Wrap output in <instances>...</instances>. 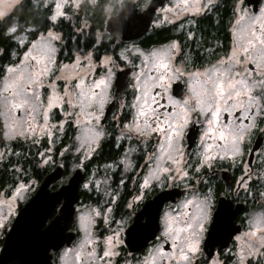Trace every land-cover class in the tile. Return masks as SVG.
Segmentation results:
<instances>
[{
	"label": "snow or ice",
	"instance_id": "snow-or-ice-1",
	"mask_svg": "<svg viewBox=\"0 0 264 264\" xmlns=\"http://www.w3.org/2000/svg\"><path fill=\"white\" fill-rule=\"evenodd\" d=\"M32 2L37 7L47 8L49 15L43 22L46 31L25 44L23 34L35 35L38 29L25 27L15 19L21 0H0L2 35L22 50L19 54L0 47V55L11 57L8 64L0 66V134L6 140H31L33 144L40 143L39 137L43 135L51 144L54 130L59 134L64 132L65 124L74 125L76 136L72 150L81 153L78 158L83 160L97 150L106 135L100 120L109 103L113 77L111 67L95 78L91 73L97 66L102 70L108 65L114 66L115 61L111 55H106L99 58L98 65L94 64L93 53L89 52L83 60L77 56L71 65L61 64L54 71L56 47L53 42L61 40V36L53 29L59 20L69 19L65 6L75 10L79 0H51L50 7L49 0ZM214 3L215 0H202L195 10H210ZM180 7L189 10L188 0H181ZM232 34L233 47L226 55L195 70L187 65V57L174 63L179 51L176 41L147 54L136 49L143 59L142 68L136 66L141 70L133 73L134 97L131 103L120 105L128 110L126 117L130 116L123 124L121 137L130 139L134 134L139 143L145 145L143 158L147 166L139 183L140 194L133 197L134 201H139L144 190L153 186L174 179L187 183L192 178L190 171L199 173L202 167L210 168L216 159L234 160L241 154L245 138L259 124H264V6L259 12H251L244 6V0H236ZM192 35L188 33L189 37ZM24 47L27 50H23ZM119 58L127 59L123 51ZM57 80L63 81L62 87ZM173 81L177 83L174 85ZM181 81L186 94L178 98L171 90L178 89ZM112 102L115 103L114 97ZM57 112L63 118H56ZM190 123H199L202 131L196 149L187 152L184 136ZM149 144L151 152L147 149ZM51 151V147L45 149V152ZM45 152L39 153L42 164L51 159ZM3 156L0 152V158ZM121 163L126 168L130 164L126 157ZM16 171L21 169L16 168ZM253 175L246 173L241 187L248 185ZM31 183H21L12 191L8 197V216L0 212V228L14 215L11 202L21 199ZM211 202V191L203 195L193 191L192 198L179 206L182 211L175 216L165 212L162 236L170 242L171 250L165 251L158 242L139 264H193L209 219ZM190 207L194 209L191 214L187 211ZM110 210L111 204L79 215L81 239L65 250L62 260L71 255L72 264H113L119 255L117 246L123 243L119 238L122 227L102 239L93 234L95 218L101 217L107 224ZM125 222L116 221V224L122 226ZM250 224L251 231L243 234L248 240L238 246L234 264H264V213L253 214Z\"/></svg>",
	"mask_w": 264,
	"mask_h": 264
},
{
	"label": "flooded vegetation",
	"instance_id": "flooded-vegetation-1",
	"mask_svg": "<svg viewBox=\"0 0 264 264\" xmlns=\"http://www.w3.org/2000/svg\"><path fill=\"white\" fill-rule=\"evenodd\" d=\"M129 1L135 3L138 11L142 12L151 0L146 4L138 0H125L122 5L114 8L112 12H116L110 16L117 15ZM171 2L172 0L166 1L156 10L149 31L140 39L123 42L120 35H111L107 32L108 36L114 42L118 40L119 44L120 42L135 43L143 50L160 49L171 41H176L179 51L175 54L174 63H180L187 57L186 63L192 70L201 65L207 66L208 63L214 62L217 57L224 56L231 50L236 0H215L210 10H203L198 15H187L193 23L186 29L183 27L185 19L181 21L162 19L158 25L156 24L157 17L163 11L168 12V18L176 16L166 11ZM263 5L264 0H261L255 11L253 6H248L244 1V6L251 12H259ZM85 27L89 28L83 22L81 29ZM79 32L81 33V30ZM189 32L193 34L192 37L188 36ZM89 52L94 54L93 50L87 53ZM94 58L99 61L101 57ZM128 67L132 68L128 77L130 88L117 96L114 109L105 118L107 108L112 103V98H115V89L110 90L109 103H106L100 120L106 135L101 138L99 147L92 155L82 160L78 158L81 153L68 152L76 136L74 125L65 124L64 132L60 133V141L55 148L51 147L48 140H45L42 148L37 150L35 144L31 142L13 141L14 156L10 161L0 162V212L4 209L8 216V208L5 210V207L9 206L8 197L12 195V191L21 183L28 184L29 181L32 183L26 195L22 199L15 200L14 206L12 205L14 215L9 216L4 228H0V256L19 211L36 196L45 177L54 172L58 163H62L61 176L47 185L45 190L47 200L51 201L54 197L59 201L47 215L42 230L55 235H65L64 243L58 249L49 251L50 264H72L71 255L65 256L63 260L61 257L66 249L72 248L81 239L79 215L92 208H107L109 204L111 210L108 212V223L105 224L101 217H96L93 234L102 239L110 235L113 230L122 227L119 238L123 243L117 246L116 251L119 255L114 258L113 264H139L158 242L165 251H170V242H166L162 236L164 213L169 212L175 216L182 211L179 206L183 201L192 198L193 191L201 195L211 191L212 194L209 219L204 225L205 230L193 264L197 261L198 264H215L216 261L220 264H234L238 246H243L248 240L243 234L251 231V217L253 214L264 213V196L260 195L264 193V131H262L264 124H259L252 134L245 138L241 154L234 160L216 159L210 168L202 167L199 173L190 171L192 178L187 183L174 179L170 183L153 186L144 190L139 201H134L133 197L140 194L139 183L146 171L147 162L143 158L145 145L140 144L134 134L130 139L121 137L123 124L130 119V116L126 117L128 110L121 108L120 105L131 103L133 100L132 77L137 70L135 65ZM176 83L173 81L174 85ZM180 83L183 85L182 81ZM171 91L181 98L186 94V87L183 85L181 91L177 88ZM193 119L195 120V117ZM201 131L202 126L199 123H190L185 129L184 143L187 152L196 149L200 143ZM118 137L120 139H117ZM5 144L4 138L0 147H5ZM49 147L53 148L52 152H47L45 155L50 156L51 159L42 164L38 151L44 149L45 152ZM147 149L151 152L150 144ZM125 157L130 162L127 168L121 163L122 158ZM109 165L111 167H108ZM16 168L21 171L17 172ZM78 171H82L83 175L77 190L61 193ZM249 172L254 173L252 180L248 185L241 187V180ZM96 181H99V184ZM85 184L89 187L85 188ZM71 201L74 209L73 219L67 226V219L62 216V208L68 206ZM187 211L191 214L194 209L190 207ZM216 215L217 219L219 216L217 221ZM121 220L126 222L122 226L117 225L116 221ZM238 236L240 240L236 239Z\"/></svg>",
	"mask_w": 264,
	"mask_h": 264
},
{
	"label": "water",
	"instance_id": "water-1",
	"mask_svg": "<svg viewBox=\"0 0 264 264\" xmlns=\"http://www.w3.org/2000/svg\"><path fill=\"white\" fill-rule=\"evenodd\" d=\"M169 0H151L147 8L139 12L135 3L129 1L117 14L110 16L105 25V30L111 35H120L123 42L140 39L150 29L156 10ZM248 6H253L256 11L261 0H244ZM131 67L118 70L114 80L115 100L130 88L128 77ZM183 85L178 90L181 91ZM115 103H111L106 111L105 118L114 109ZM2 129V124H0ZM4 137L0 134V144ZM62 163H58L54 172L47 175L38 190L36 196L28 201L19 211L5 241V247L0 256V264H50L51 249H58L63 243L65 235H55L42 230L45 219L59 201L54 197L50 201L45 197L47 185L61 176ZM82 171H78L72 177L69 185L61 190L76 191L82 178ZM60 193V194H61ZM62 208L63 217L67 219V226L73 219V202ZM215 220L217 219V215Z\"/></svg>",
	"mask_w": 264,
	"mask_h": 264
},
{
	"label": "trees",
	"instance_id": "trees-1",
	"mask_svg": "<svg viewBox=\"0 0 264 264\" xmlns=\"http://www.w3.org/2000/svg\"><path fill=\"white\" fill-rule=\"evenodd\" d=\"M109 3V0H96L94 3L85 0L77 10L67 8L69 19L59 20L57 26L53 29L61 36L58 56L60 63L71 62L76 54L87 53L89 50L96 53V58L104 55H116L118 47L122 46L123 43L120 42L119 44L118 40L114 42L104 39L105 36H108L105 30L108 16L116 12H107ZM47 15H49L48 9L37 7L32 0H21V7L14 13L19 24L38 29L35 35L29 33L31 39L37 38L42 32L46 31L43 22ZM83 22L89 28L81 29ZM3 28L4 23L0 22V47L8 50H18V53L21 54V46L3 37ZM79 30H81V33ZM98 34H102L103 38L97 37ZM23 50H26V47ZM10 61L11 57L9 55H0V66L8 64Z\"/></svg>",
	"mask_w": 264,
	"mask_h": 264
},
{
	"label": "rangeland",
	"instance_id": "rangeland-1",
	"mask_svg": "<svg viewBox=\"0 0 264 264\" xmlns=\"http://www.w3.org/2000/svg\"><path fill=\"white\" fill-rule=\"evenodd\" d=\"M84 1H85V0H79V7H80V5H81ZM88 1H90L91 3H94L96 0H88ZM124 1H125V0H109L110 3H109V5H108V7H107V12H108V13H109V12H112V11L114 10V8H117L118 6L122 5ZM138 1L142 2V4L145 2L144 4H146L149 0H138ZM201 2H202V0H188V8H189V10L186 11L184 8L180 7L181 0H172V2L167 6L166 11H168L169 9H171V11H169V13H171V14H175L176 16H174V17H172V18H168V17H167V13H168V12H167V13H164V11H163V12L160 13L159 16L157 17V21H156L157 23H156V24L158 25L159 21L162 20V19H173L174 21H181L182 19H185L186 21H183V22H184V23H183V25H184L183 27H184V29H186V28H188L189 26H191L192 23H193L191 20H189V17H188L187 15H190V14L198 15V14H201V13H202L203 9H202L201 11H199V12H197V11L195 10L196 7H199V4H200ZM194 4H195V7H193ZM49 5H51V0H49ZM263 6H264V5H263ZM41 7H43V6H41ZM79 7H78V8H79ZM78 8H76L75 10H77ZM65 10H67V6H65ZM108 17H110V15H109ZM23 35H24V37H25V44H27L28 41L33 40V39H31V35H29V33H24ZM39 36H40V35H39ZM39 36H38V37H39ZM38 37H37V38H38ZM98 37H102V38H103V35H102V34H99ZM35 39H36V38H35ZM104 39L107 40V41L111 40V38L108 37V36H105ZM53 43H54V45H55V47H56L54 71L57 70V69H59V67H60L61 64H63V65H71L73 61H71V62H69V63H60V62L58 61L59 49H60L59 41H55V42H53ZM136 49H139L141 52H144L145 54H147L148 52L151 51V50H143V49H141L139 46H137V44H135V43L123 44L122 46L118 47V50H117V52H116V55H111V56L113 57L114 61H115V65H114V66H113V65H108V66H106L105 69H103V70L100 69V68L97 66V67L94 69V71L91 73L92 77H93V78L98 77L99 75H101L102 71H106V70H107V67H111V68H112V72H113V77H112V85H111L110 90L113 89V88H114V80H115V77H116V71H117V70H119V69H124V68H127L128 66H132V65H135V66L139 65V66H141V68H142V63H141V62H142V59H143V58L140 57V55H139V53L136 51ZM26 50H27V49H26ZM152 50H153V49H152ZM15 51L18 53V50H15ZM122 51L124 52V55L127 57L126 60H121V59L119 58V55H120V53H121ZM21 54H22V53H21ZM87 54H88V53L77 54V55L74 56V59H75L77 56H80L81 59L83 60V58H84ZM95 54H96V53L93 54V62H94V64H97V65H98V62H99V61H97V60L94 58V57H96ZM104 56H106V55H104ZM104 56H102V57H104ZM102 57H101V58H102ZM136 68H137L136 72L141 70V68H138V67H136ZM132 82H133V84L135 83L134 76L132 77ZM57 83H58L59 85H61V87H62L63 81H61V80H57ZM53 111L55 112L56 110L54 109ZM58 117H60V116H59V113L57 112V113H56V118H58ZM53 122H55V121H53ZM57 135L60 136V133L57 134V133H55V130H54V135H53V137H52L51 147H54V148H55V147L58 145V142L60 141V138L57 139V138H56ZM39 140H40V143L35 144V146H36V150H37L38 148H39V149L42 148L44 141H45V140H48V139L45 138L43 135H41V136L39 137ZM13 141H15V140H6L5 147H2V148L0 147V152H3V153H4L3 158H0V162L3 161V160H4V161H6V160L10 161L11 158L14 156V155H12V153H13V151H12V148H13L12 143H13ZM28 142H31V143H32L31 140H28ZM8 149H10L11 151H8ZM52 149H53V148H52ZM41 151L43 152L44 149H41ZM41 151H38V152L40 153ZM51 152H52V151H51ZM68 152L76 153L75 151L72 150V148L69 149ZM46 153H47V152H45V154H46ZM73 155H74V154H73ZM38 157H40L39 154H38ZM26 193H27V189L23 192V197L26 195ZM23 197H22V198H23ZM22 198H21V199H22ZM11 203H13L12 205L14 206L15 201H14V202L12 201ZM7 208H8V207H5V210H7ZM1 211H2V213H3L5 216H7L6 211L4 212V209H2Z\"/></svg>",
	"mask_w": 264,
	"mask_h": 264
}]
</instances>
